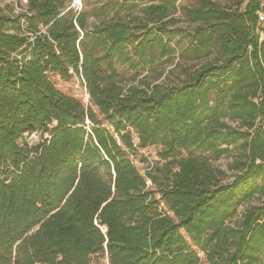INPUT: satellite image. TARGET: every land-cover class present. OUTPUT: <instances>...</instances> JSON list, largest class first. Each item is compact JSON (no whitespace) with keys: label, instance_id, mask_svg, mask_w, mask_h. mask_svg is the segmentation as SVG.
<instances>
[{"label":"trees","instance_id":"1","mask_svg":"<svg viewBox=\"0 0 264 264\" xmlns=\"http://www.w3.org/2000/svg\"><path fill=\"white\" fill-rule=\"evenodd\" d=\"M81 1L0 0V264H264V0Z\"/></svg>","mask_w":264,"mask_h":264},{"label":"rangeland","instance_id":"2","mask_svg":"<svg viewBox=\"0 0 264 264\" xmlns=\"http://www.w3.org/2000/svg\"><path fill=\"white\" fill-rule=\"evenodd\" d=\"M221 1L225 2V0H221ZM179 3L180 5H186V6L191 5L190 1L188 0H183V1L181 0L179 1ZM73 7L77 11L78 10L80 11L82 9V1L74 0ZM180 15H181L180 13L177 14V17H179ZM119 69L122 72L125 79H127V83H129L133 77V73L131 72V70L129 69L127 70L126 68L121 66L119 67ZM179 74H180V69L176 68V65H173V66H169L162 76H158V75L147 76V80L149 82H153L156 84H172L173 81L177 79ZM50 78L58 90H60L61 92L67 95L75 97L85 105L88 104V93L81 79H79L78 77H74L71 80H65L61 76L56 74L51 75ZM140 79H142V77ZM26 140L29 143L34 144L39 141V136L36 134L28 135L26 137ZM157 151L158 148L151 147L149 149L139 152V154L135 159L138 161L137 167L140 169L142 173H145L146 169L157 161ZM217 165H219L220 167H225V164L223 162H219Z\"/></svg>","mask_w":264,"mask_h":264},{"label":"water","instance_id":"3","mask_svg":"<svg viewBox=\"0 0 264 264\" xmlns=\"http://www.w3.org/2000/svg\"><path fill=\"white\" fill-rule=\"evenodd\" d=\"M88 100H89V94H88Z\"/></svg>","mask_w":264,"mask_h":264},{"label":"built area","instance_id":"4","mask_svg":"<svg viewBox=\"0 0 264 264\" xmlns=\"http://www.w3.org/2000/svg\"><path fill=\"white\" fill-rule=\"evenodd\" d=\"M262 20H263V18H261ZM86 91H87V89H86Z\"/></svg>","mask_w":264,"mask_h":264}]
</instances>
